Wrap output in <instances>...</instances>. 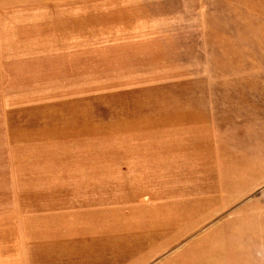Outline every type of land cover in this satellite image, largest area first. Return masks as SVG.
<instances>
[{"label": "crops", "instance_id": "obj_1", "mask_svg": "<svg viewBox=\"0 0 264 264\" xmlns=\"http://www.w3.org/2000/svg\"><path fill=\"white\" fill-rule=\"evenodd\" d=\"M207 1L200 68L117 78L114 115L98 121L114 137L87 139L85 78L29 95L22 130L5 119L17 178L39 184L8 190L0 264H227L222 232L203 227L264 177V0ZM66 38L40 46L73 48ZM33 126L38 140L13 136ZM54 178L67 181L42 184Z\"/></svg>", "mask_w": 264, "mask_h": 264}, {"label": "rangeland", "instance_id": "obj_2", "mask_svg": "<svg viewBox=\"0 0 264 264\" xmlns=\"http://www.w3.org/2000/svg\"><path fill=\"white\" fill-rule=\"evenodd\" d=\"M200 1L72 0L73 8H65L63 2L51 0H0V242L5 203L16 197L8 190L14 185L39 184V178H17L14 159L20 149L7 145L5 119L12 123L13 130H22L20 120L36 118L29 113L34 110L27 109L36 105L29 95L37 94L39 89L71 91L78 84L76 78H85L87 82L82 84L87 86V139L114 137V125L98 121L114 115L117 78L146 79L165 72L174 74L180 66L200 68L204 0ZM211 1L217 2L208 0V4L212 5ZM205 5L203 2L204 8ZM69 29L76 34H69ZM66 37L75 43L73 48L50 53L40 46L59 38L67 41ZM69 59H77L78 65ZM39 79L46 82H36ZM31 129L13 132V136L38 140L37 127ZM30 148L35 158L39 147ZM258 178L249 193L235 194V201L218 216L219 223L203 227L205 238L222 232L227 264H264L263 172ZM56 179H43L42 184L67 181L60 179L55 184ZM50 196L25 195L32 199Z\"/></svg>", "mask_w": 264, "mask_h": 264}]
</instances>
